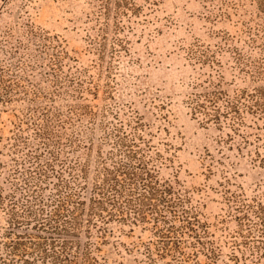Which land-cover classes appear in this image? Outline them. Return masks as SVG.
I'll list each match as a JSON object with an SVG mask.
<instances>
[{"label": "rangeland", "instance_id": "374dc122", "mask_svg": "<svg viewBox=\"0 0 264 264\" xmlns=\"http://www.w3.org/2000/svg\"><path fill=\"white\" fill-rule=\"evenodd\" d=\"M56 206L77 264H264V0H0V256Z\"/></svg>", "mask_w": 264, "mask_h": 264}, {"label": "trees", "instance_id": "16d2710c", "mask_svg": "<svg viewBox=\"0 0 264 264\" xmlns=\"http://www.w3.org/2000/svg\"><path fill=\"white\" fill-rule=\"evenodd\" d=\"M116 172L123 173V169L119 168ZM112 175V173L108 174V178L106 179L107 182L116 180ZM111 176L113 179H111ZM132 178L133 175H131L129 180L131 181ZM146 189L147 190L144 192L145 194L143 196L141 195L140 206H142V208H149V210H151L154 209L156 204L166 206L170 203L169 195H167L166 191H162L158 184L149 182L146 184ZM153 202L155 203L154 205L152 204ZM171 208L176 209L174 206H171ZM60 209L61 206H56L49 214H46L45 220H40V222L36 224L37 226L31 228L28 227L29 223L23 224L24 221L19 222L15 220V218H12V227H18L19 224H22L26 226L25 229L42 231L43 235L41 234V236L35 237L34 239L25 233H21L10 242H3L2 246L5 247L6 253L4 254L5 256H0V264H77L76 253L73 251V249H77L78 247L77 241L74 242V238L77 239V236L74 231L70 232L67 228V224L72 223V221L76 219L75 216L72 215L71 217L62 219ZM260 210H263V208L261 207ZM92 211L93 210H91L90 213ZM95 213L94 215H98L100 218L102 217L103 212L101 210ZM173 213H175L174 210ZM186 221L187 224H190L188 220ZM167 228L168 230H166V232L174 230V226L171 224H169ZM189 229V231L192 232V228ZM11 231L12 230L8 232V235H11ZM158 234L161 235L160 237L163 239L167 238L166 234H163L161 231L158 232ZM103 259L104 263L98 262L94 258H90V254L83 253L82 251L80 264H106V259Z\"/></svg>", "mask_w": 264, "mask_h": 264}]
</instances>
